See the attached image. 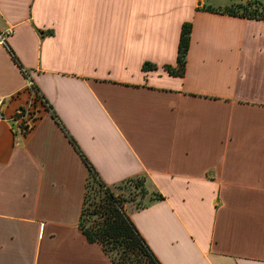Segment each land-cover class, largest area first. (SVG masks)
Instances as JSON below:
<instances>
[{
	"label": "crops",
	"instance_id": "crops-1",
	"mask_svg": "<svg viewBox=\"0 0 264 264\" xmlns=\"http://www.w3.org/2000/svg\"><path fill=\"white\" fill-rule=\"evenodd\" d=\"M247 3L0 0V264H113L80 229L89 171L52 113L108 186L146 176L165 198L126 206L161 264H264V21L207 10ZM25 73L46 102L30 128Z\"/></svg>",
	"mask_w": 264,
	"mask_h": 264
},
{
	"label": "trees",
	"instance_id": "trees-1",
	"mask_svg": "<svg viewBox=\"0 0 264 264\" xmlns=\"http://www.w3.org/2000/svg\"><path fill=\"white\" fill-rule=\"evenodd\" d=\"M207 10L221 15L264 21V6L259 3L233 5L223 10L213 8H207ZM192 28L191 23H186L182 27L177 66L164 67V70L172 76L184 77L185 75ZM9 51L19 64L10 48ZM157 69L156 65L150 63L143 66L144 71ZM52 115L89 171L80 220V229L84 236L90 243L99 244L113 264H161L131 221L126 206L134 204L136 209L141 210L165 198L158 191L149 189L146 176L129 179L116 187L108 186L76 141L62 126L57 115L55 113Z\"/></svg>",
	"mask_w": 264,
	"mask_h": 264
},
{
	"label": "built area",
	"instance_id": "built-area-1",
	"mask_svg": "<svg viewBox=\"0 0 264 264\" xmlns=\"http://www.w3.org/2000/svg\"><path fill=\"white\" fill-rule=\"evenodd\" d=\"M13 33L12 30H6L0 33V43L6 44V39ZM26 74V73H25ZM28 82H27V90L29 92V100L27 106L22 109V111L18 114V119L21 120L22 124L28 128L32 127L35 122L40 117L41 107H46V102L41 96L40 92L35 87L32 80L26 74ZM2 102L0 99V122L5 120V116L1 111Z\"/></svg>",
	"mask_w": 264,
	"mask_h": 264
},
{
	"label": "rangeland",
	"instance_id": "rangeland-1",
	"mask_svg": "<svg viewBox=\"0 0 264 264\" xmlns=\"http://www.w3.org/2000/svg\"><path fill=\"white\" fill-rule=\"evenodd\" d=\"M230 2H232V0H230ZM128 205L131 206V207L134 206V204H128Z\"/></svg>",
	"mask_w": 264,
	"mask_h": 264
}]
</instances>
